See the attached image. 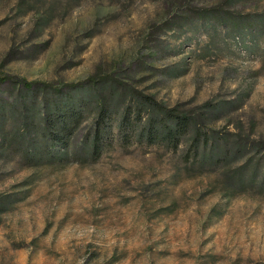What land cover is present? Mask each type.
<instances>
[{"label":"rangeland","instance_id":"374dc122","mask_svg":"<svg viewBox=\"0 0 264 264\" xmlns=\"http://www.w3.org/2000/svg\"><path fill=\"white\" fill-rule=\"evenodd\" d=\"M213 10L264 16V0H0V264H264V35L227 36ZM63 93L83 108L67 150L49 149ZM150 101L246 148L209 173L184 162V139L117 143L122 113L141 104L143 124ZM102 103L110 142L89 157Z\"/></svg>","mask_w":264,"mask_h":264},{"label":"trees","instance_id":"16d2710c","mask_svg":"<svg viewBox=\"0 0 264 264\" xmlns=\"http://www.w3.org/2000/svg\"><path fill=\"white\" fill-rule=\"evenodd\" d=\"M229 2L233 0H228ZM204 19L212 20L215 25L225 27L227 36H240L241 40H246L247 36L254 35L260 37L264 35V16L263 15H229L226 12L213 10L211 13L204 14ZM22 87L28 92H34V84L23 82ZM64 99H59L58 102H53L51 105L55 108L54 116L46 115L44 121L46 129L44 134L48 139L47 146L53 149L55 145H63L62 148L67 150L68 138L70 136L71 122L76 121L82 111L83 104L75 101L71 93H63ZM62 100V102H61ZM151 103V104H150ZM149 112L147 120L141 124V111L144 106L137 105L135 110L127 108L118 119L116 128L117 143L123 144L127 139V135L133 134L139 144L154 145L162 148L165 151L176 152L181 146L184 139L182 150V159L185 163H189L192 168L203 172H216L219 167L237 161L238 156H241L246 145L244 143L234 141L229 144L224 142L220 133L207 126L206 114L194 116L188 113L178 112L177 109H161L149 102ZM46 105L50 106L48 102ZM232 107L238 108L235 102H226L222 105L212 107L209 115L214 121L221 118V112ZM108 104L102 103L98 111V117L95 121V126L91 137L89 136L86 142L87 155L89 157L98 156L101 146L110 142V131L102 130L97 121L102 120L104 113L107 111ZM130 109V110H129ZM133 112L136 120L130 119V114ZM130 113V114H128ZM38 151L36 147L26 148V153H31L27 157H34ZM66 153V151L64 152ZM248 170V165L242 164L233 169L232 181L238 185L245 184V173ZM260 172L257 164L252 169L250 182L254 181L255 176ZM264 184V174L262 177Z\"/></svg>","mask_w":264,"mask_h":264}]
</instances>
